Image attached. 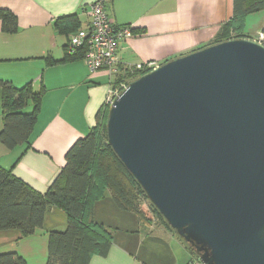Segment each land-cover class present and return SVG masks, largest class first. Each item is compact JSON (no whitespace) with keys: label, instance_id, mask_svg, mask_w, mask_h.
<instances>
[{"label":"water","instance_id":"95a60500","mask_svg":"<svg viewBox=\"0 0 264 264\" xmlns=\"http://www.w3.org/2000/svg\"><path fill=\"white\" fill-rule=\"evenodd\" d=\"M108 143L203 264H264V44L173 59L108 110Z\"/></svg>","mask_w":264,"mask_h":264},{"label":"crops","instance_id":"0c3cea01","mask_svg":"<svg viewBox=\"0 0 264 264\" xmlns=\"http://www.w3.org/2000/svg\"><path fill=\"white\" fill-rule=\"evenodd\" d=\"M95 1L0 0V11L10 10L19 20L18 32L7 34L0 19V82L17 89L32 83L35 92L42 86L46 90L31 148L26 150L28 146L22 145L7 149L0 143V166L13 170L42 193L65 166L68 150L96 126L120 74L147 62L158 67L208 47L217 41L223 24L234 13L233 0H104L115 23L130 26L136 35L118 40L117 75L108 70L90 72L84 60L48 65V58H64L73 35L59 34L56 19L76 13L84 29L90 23V5ZM246 28V36L259 40L264 20L248 31ZM32 107L30 104L27 112ZM2 128L0 87V131ZM93 217L113 229V246L105 257L94 255L90 264H189L193 259L189 248L173 233L163 227L151 230L139 216L120 209L110 195L95 203ZM67 225L65 212L53 207L46 213L43 227L33 235L1 231L0 253H17L27 264H46L49 233L64 231Z\"/></svg>","mask_w":264,"mask_h":264},{"label":"trees","instance_id":"16d2710c","mask_svg":"<svg viewBox=\"0 0 264 264\" xmlns=\"http://www.w3.org/2000/svg\"><path fill=\"white\" fill-rule=\"evenodd\" d=\"M233 6V17L223 24L217 41L209 46L246 36V19L251 14L264 11V0H233ZM0 19L5 33L18 32L19 20L14 12L3 9L0 11ZM55 29L59 34L69 37L83 29V23L75 13L56 19ZM262 43L264 44V40ZM85 56L84 46L73 50L68 43L62 60L48 58L47 63L53 66L84 60ZM150 70L129 69L117 77L114 86L120 82H127L129 85ZM0 87L3 117L0 143L7 149L24 145L28 146V150L41 112L45 87L42 86L39 92L33 90L32 83L17 89L8 82H0ZM30 104L33 106L32 111L27 112ZM109 108L103 106L97 116L96 126L68 150L65 166L46 192L37 191L13 170L0 166V232L17 230L22 237H28L43 227L46 213L51 208H58L67 215L66 230H54L48 235L46 264H90L94 255L105 257L109 254L113 246V229L96 222L93 217L95 203L108 195L120 209L139 216L144 225L152 222L141 208L142 202L148 201L152 215L166 230L178 237L109 145ZM189 250L193 256L189 264L200 261L199 256L190 248ZM0 264L27 262L17 253L7 252L0 253Z\"/></svg>","mask_w":264,"mask_h":264},{"label":"built area","instance_id":"2783aa9c","mask_svg":"<svg viewBox=\"0 0 264 264\" xmlns=\"http://www.w3.org/2000/svg\"><path fill=\"white\" fill-rule=\"evenodd\" d=\"M90 23L84 29L71 35L69 44L74 50L78 47L86 48V56L84 61L90 72L98 70H108L114 76L119 72L118 57V40H128L135 37V33L129 26H119L115 20L109 15L104 0H98L92 4L89 11ZM264 40V32L262 31L259 41ZM153 62L138 64L135 69H154ZM127 82H120L117 86H112L109 95L105 101L106 106H112L117 96L127 87ZM191 264H203L201 261H195Z\"/></svg>","mask_w":264,"mask_h":264},{"label":"rangeland","instance_id":"374dc122","mask_svg":"<svg viewBox=\"0 0 264 264\" xmlns=\"http://www.w3.org/2000/svg\"><path fill=\"white\" fill-rule=\"evenodd\" d=\"M248 20V21H247ZM263 20H264V11H262V12H259V13H257V14H253V15H251V16H249V18L247 17V19H246V25H247V30L246 31H248V29H251L252 27H253V25H256V26H258V25H261V23L263 22ZM261 34V33H260ZM260 34H259V36H258V39H259V37H260ZM29 111V110H28ZM89 133V132H88ZM141 208L144 210V212L146 213V216L147 217H149L151 220H152V222H151V224H146L145 226H147L148 225V227L151 229V230H153V231H157V230H159L161 227H163V225L161 224V222L160 221H158V219L155 217V216H153L152 215V213H151V211H150V209H149V202L148 201H146V200H144L143 202H142V206H141ZM164 228V227H163Z\"/></svg>","mask_w":264,"mask_h":264},{"label":"clouds","instance_id":"9594fccd","mask_svg":"<svg viewBox=\"0 0 264 264\" xmlns=\"http://www.w3.org/2000/svg\"><path fill=\"white\" fill-rule=\"evenodd\" d=\"M151 71V70H150Z\"/></svg>","mask_w":264,"mask_h":264}]
</instances>
